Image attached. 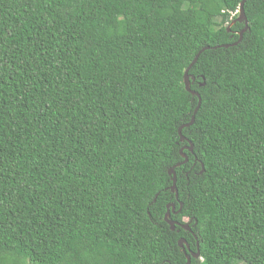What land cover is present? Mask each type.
Masks as SVG:
<instances>
[{"label":"trees","instance_id":"1","mask_svg":"<svg viewBox=\"0 0 264 264\" xmlns=\"http://www.w3.org/2000/svg\"><path fill=\"white\" fill-rule=\"evenodd\" d=\"M241 1L0 0V264H264V0L234 45Z\"/></svg>","mask_w":264,"mask_h":264},{"label":"water","instance_id":"2","mask_svg":"<svg viewBox=\"0 0 264 264\" xmlns=\"http://www.w3.org/2000/svg\"><path fill=\"white\" fill-rule=\"evenodd\" d=\"M246 1H247V0H242V1H241L240 6H239V10H238V15H237L236 19L231 23V25H233V24L236 23V22H238V23H243V24H244V29L239 33V40H238V42H236V44H234V45H237V44L241 41V39H242V35H243V34L247 31V29H248V22H247V19H246L245 13H244V9H243L244 4H245ZM231 25H230V26H231ZM227 31H229V28L227 29ZM232 46H233V45H232ZM227 47H228V45H224V46L214 47L213 49H217V48H227ZM209 49H210L209 47H205V48H203V49H202V50H201V51L195 56L193 62H192L191 65L187 68V70L185 71L184 76H183V81H184L185 90H186L188 93H190L192 96H195V97L198 98V104H197V107H196V109H195V111H194V113H193V116L191 117V121H190V123L187 124V125H185V126H182V127H180V128L178 129V134L180 135V142H183V141L185 140V139L181 136V130H182L184 127H187V126H189V125H191V124L193 123V121H194V115L196 114V112H197V110L199 109V106H200V97H199V94L196 93V92H194V91H191V90H190V84H191V82L193 81V78L190 77V76L188 75V71H189V69L192 67V65H194V64L196 63V61H197L199 55H200L201 53H203L204 51H207V50H209ZM184 149H187L188 151H191V150H192V145H191V143H190V146H189L188 148L185 147ZM182 151H183V150L181 149L180 152L182 153ZM181 155H182L181 157H183V158L185 159V162H186V161H187L186 156H185L184 154H181ZM168 173H169L170 176H172V186H171V188H170V191H171L172 193L175 194V198H176V200H177L176 177H175L174 169H173V168L170 169ZM181 207H182V206H181V204H180V209H179V211L181 210ZM166 209H167V211H166V213H165V215H164L163 220H164V222H166V223L170 226L171 230H174V227H175V226H180V227H181L182 229H184V230H188V231L190 230L188 224L180 225V224H178V223H176V222H174V221H172V220L170 219L171 211H172V212L174 211V205L169 204V205H167ZM184 243H185V240L180 239V240L178 241V245H179V247H180V248H183ZM191 255H192L191 257H193V258H198V257H199V253H198V252H197L196 254H191ZM186 259H187L186 264H190V256H187Z\"/></svg>","mask_w":264,"mask_h":264},{"label":"clouds","instance_id":"3","mask_svg":"<svg viewBox=\"0 0 264 264\" xmlns=\"http://www.w3.org/2000/svg\"><path fill=\"white\" fill-rule=\"evenodd\" d=\"M184 148H185V147H182L181 149H182L183 151H184V150H187V149H184ZM186 148H188V147H186ZM183 151H182V152H183ZM187 151H188V150H187ZM180 154H183V153L180 152ZM181 156H182V155H181ZM173 169H174V168H173ZM168 172H169V171H168ZM168 174H169V173H168ZM169 176H170V175H169ZM170 188H171V187H170ZM176 190H177V189H176ZM173 194H174V193H173ZM174 196H175V194H174ZM177 198H178V194H177ZM175 200H176V198H175ZM176 201H177V203H179V205L181 204L180 202H178V200H176ZM171 205H174V211H173V212L171 211V213H172V214H176V213H175V204L172 203ZM181 206H182V205H181ZM178 212H179V211H178ZM178 212H177V213H178ZM170 216H171V214H170ZM176 223H177V222H176ZM184 224H188V225H189V222H187V223H182V224H180V225H184ZM187 231H188V230H187ZM182 240H183V239H182Z\"/></svg>","mask_w":264,"mask_h":264},{"label":"bare ground","instance_id":"4","mask_svg":"<svg viewBox=\"0 0 264 264\" xmlns=\"http://www.w3.org/2000/svg\"><path fill=\"white\" fill-rule=\"evenodd\" d=\"M183 251V250H182ZM190 256V255H189ZM199 259V258H198Z\"/></svg>","mask_w":264,"mask_h":264},{"label":"flooded vegetation","instance_id":"5","mask_svg":"<svg viewBox=\"0 0 264 264\" xmlns=\"http://www.w3.org/2000/svg\"><path fill=\"white\" fill-rule=\"evenodd\" d=\"M189 232H190V230H189Z\"/></svg>","mask_w":264,"mask_h":264}]
</instances>
